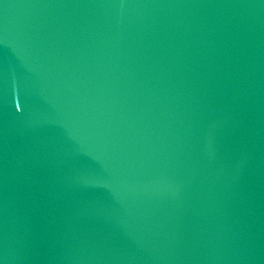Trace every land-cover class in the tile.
I'll use <instances>...</instances> for the list:
<instances>
[{
  "label": "water",
  "instance_id": "water-1",
  "mask_svg": "<svg viewBox=\"0 0 264 264\" xmlns=\"http://www.w3.org/2000/svg\"><path fill=\"white\" fill-rule=\"evenodd\" d=\"M0 264H264V0H0Z\"/></svg>",
  "mask_w": 264,
  "mask_h": 264
}]
</instances>
